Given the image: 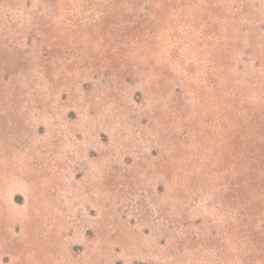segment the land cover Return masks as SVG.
<instances>
[{
    "label": "rangeland",
    "instance_id": "rangeland-1",
    "mask_svg": "<svg viewBox=\"0 0 264 264\" xmlns=\"http://www.w3.org/2000/svg\"><path fill=\"white\" fill-rule=\"evenodd\" d=\"M0 264H264V0H0Z\"/></svg>",
    "mask_w": 264,
    "mask_h": 264
}]
</instances>
